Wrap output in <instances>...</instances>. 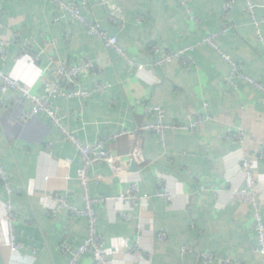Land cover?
Returning a JSON list of instances; mask_svg holds the SVG:
<instances>
[{"label": "crops", "instance_id": "1", "mask_svg": "<svg viewBox=\"0 0 264 264\" xmlns=\"http://www.w3.org/2000/svg\"><path fill=\"white\" fill-rule=\"evenodd\" d=\"M62 1L76 3L87 20L117 37L127 58L145 69L130 68L54 0H0V41L6 43L0 45L5 50L0 69L7 75L33 95L44 96L56 66L89 59L94 70L82 73L67 91L108 86L85 101L52 99L60 126L45 113L23 119L32 104L18 91L3 95L0 90V159L15 190L14 229L21 247L14 255L8 247V199L0 184V264H67L63 237L77 248L88 236V221L56 209L52 198L60 193L70 205L85 207L78 181L80 156L64 131L95 144L110 134L155 124V107L164 109L166 124H186L187 116L205 111V105L213 121L193 134L167 131L162 140L146 132L107 145L121 160L124 174L118 178L106 163L96 164L89 173L92 196L124 193L129 180L139 178L141 194L151 201L126 211L133 221L124 220L120 205H96L104 247L112 249L111 264H263L253 213L235 199L244 185L241 160L247 154L255 162L264 220V159L258 158L264 150V57L244 1L193 0L187 4L189 12L180 0ZM255 1L264 37V0ZM224 27L229 31L219 36L217 49L263 89L240 78L235 86L228 85L232 65L216 48L199 45ZM190 45L196 46L190 61L154 67L163 55ZM133 153L143 160L131 159ZM161 184L172 195L170 201L156 196ZM139 222L144 229L140 250L134 251ZM161 233L165 242L159 241ZM184 248L190 252L182 255ZM206 255L213 256L211 263L205 262ZM79 264L95 262L86 255Z\"/></svg>", "mask_w": 264, "mask_h": 264}, {"label": "built area", "instance_id": "2", "mask_svg": "<svg viewBox=\"0 0 264 264\" xmlns=\"http://www.w3.org/2000/svg\"><path fill=\"white\" fill-rule=\"evenodd\" d=\"M54 1L60 8L64 9L69 14V18L71 21L80 22L87 28L88 34L97 37L107 47L114 48L121 56L126 59L130 68L136 67L140 72L145 69L144 66L135 64L127 58L125 52L119 46L117 37L110 35L97 22L87 20L83 16L80 7L76 3H67L62 0ZM192 1L193 0H180V3L183 7L186 8L187 12H189V10L187 9V4ZM243 1L245 3V11L251 17L252 23L256 28L258 38L262 44L264 57V37L261 32V26L263 24V21L258 20L256 16L258 4L255 0ZM102 2L104 4L106 3L104 0H102ZM228 31L229 28L224 27L220 31V34L215 33L208 36L199 45H209L217 49V39L220 35L227 34ZM0 45L5 46L6 43L4 41H0ZM195 49L196 46L190 45L178 51L167 53L154 62V67H161L166 64H170L174 61L188 62L191 58L190 53H192ZM152 51L154 53H157L158 49L153 48ZM219 53L227 62L232 65V71L229 74V77L226 79V83L228 85L235 86L234 80L236 78H240L263 89L256 80L246 77L243 74L241 68L236 63H234L228 56L223 54L221 51H219ZM0 54L1 56L5 55V50L3 48L0 49ZM24 54L25 52L20 53V57ZM94 68V63L89 59H82L78 64L56 66L55 78L53 82L47 84L46 94L44 96L33 95L29 88L22 85L16 79L7 75L3 70L0 69V90L3 95L7 94L10 91H18L22 94L25 100L29 101L32 104V109L24 113L23 119L29 120L41 113H45L52 119L55 125L60 126L61 119L49 103L52 99L66 97L69 99L77 98L82 101H85L90 98L93 94L103 92L108 88L107 85L100 84L92 91H67V88L74 85L82 73L91 72L94 70ZM207 108L208 105H205V111L189 114L187 116L186 124H166L164 122V109L161 107H155L153 108V112L157 118V122L155 124H147L134 131L123 130L119 133L110 134L106 137L99 139L95 144H84L74 136L64 131L65 139L73 144V146L76 148L77 153L80 156L81 167L78 170V181L80 182L84 192L85 207L83 209H79L70 205L68 200L63 197L60 193H57L52 196L55 203L54 206L56 209L68 210L72 215L76 217L85 218L88 221V236L86 240L81 243L77 248H73L67 242L66 236H64L62 239L61 250L64 255L68 257L67 264H79L86 255L92 256L95 264H111L110 255L112 253V249H107L104 247L102 235L98 230V219L95 211L96 205H120V207H118V211L122 213L124 220L133 221V218L129 214H126V211L132 212L139 206H142L143 208L147 207L151 201V196L141 194L139 178L130 179L129 187L125 190L124 193H120L114 196H92V180L89 177V173L91 169L96 166V164L101 162L106 163L111 169L113 175L118 178L124 174V169L122 165L120 164V166H118V163H121V160L118 156L112 154L107 149V145L111 142L118 141L122 137H136L139 134L146 132H154L158 134L162 140L167 131H184L193 134L213 121V117L206 110ZM238 138L241 143L245 142V137L243 133H240L238 135ZM258 155L259 159H264V150L260 149ZM130 158L135 160L140 158V160H143V157L137 153L131 154ZM241 169L244 172L245 180L243 187L235 191V199L241 202V204L250 208L253 213L254 230L257 238V252L261 256L262 262L264 264V220L262 213V204L258 198L257 192V179L254 171V159L252 160V158L247 154L244 155L241 160ZM96 183H98V181H96ZM0 184L3 186V189L8 199L6 204L7 217L5 219V224L7 225L9 235L8 247L10 249V252L14 255L18 254L21 249L20 245L16 242L14 229L18 217L13 205V197L15 195V190L12 186L10 177L8 176L4 166L2 165L1 159ZM156 196L166 201H170L172 199V195L168 192L164 184H161L159 186V191L157 192ZM143 229L144 223L139 222L137 224L139 236L136 241L137 245L135 246L134 251L140 250L139 244L142 240L141 233ZM158 238L160 242H165L167 239L164 233L159 234ZM189 252L190 250L184 248L181 251V254L185 255ZM204 259L206 263H211L214 258L211 255H206L204 256ZM225 263L230 264L231 262L227 260L225 261Z\"/></svg>", "mask_w": 264, "mask_h": 264}, {"label": "water", "instance_id": "3", "mask_svg": "<svg viewBox=\"0 0 264 264\" xmlns=\"http://www.w3.org/2000/svg\"><path fill=\"white\" fill-rule=\"evenodd\" d=\"M104 1L107 2V0H104ZM108 2H109V0H108ZM134 165H135V163L131 164V166H133V167H134ZM118 166H120V163H118Z\"/></svg>", "mask_w": 264, "mask_h": 264}, {"label": "trees", "instance_id": "4", "mask_svg": "<svg viewBox=\"0 0 264 264\" xmlns=\"http://www.w3.org/2000/svg\"><path fill=\"white\" fill-rule=\"evenodd\" d=\"M154 113V112H153ZM149 133H151V132H149ZM154 133V132H153Z\"/></svg>", "mask_w": 264, "mask_h": 264}]
</instances>
